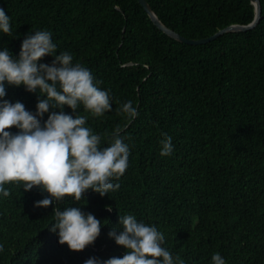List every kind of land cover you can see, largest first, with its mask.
I'll list each match as a JSON object with an SVG mask.
<instances>
[{
    "label": "trees",
    "instance_id": "obj_1",
    "mask_svg": "<svg viewBox=\"0 0 264 264\" xmlns=\"http://www.w3.org/2000/svg\"><path fill=\"white\" fill-rule=\"evenodd\" d=\"M148 1L164 23L188 38L247 24L255 16L250 0ZM261 3L256 28L193 45L159 29L139 0H0L13 34H0V48L15 55L26 35L51 31L57 54L71 53L113 100L112 111L103 116L92 117L82 108L77 114L101 135L102 146L111 142L117 126L129 145L120 187L104 196L89 189L73 203L102 221L98 237L83 250H70L49 231L52 204L33 206L49 195L46 191L5 185L0 264H83L89 257H122L124 247L107 233L120 230L123 214L155 224L164 247L186 264H210L215 252L226 264H264ZM52 59L45 55L39 62ZM5 99L35 111L37 95L23 85H6ZM129 100L139 113L130 123L120 111ZM63 110L72 112L67 105ZM6 130L17 131L15 126ZM164 133L172 138L168 156L159 153ZM69 203L66 197L59 206Z\"/></svg>",
    "mask_w": 264,
    "mask_h": 264
},
{
    "label": "clouds",
    "instance_id": "obj_2",
    "mask_svg": "<svg viewBox=\"0 0 264 264\" xmlns=\"http://www.w3.org/2000/svg\"><path fill=\"white\" fill-rule=\"evenodd\" d=\"M0 34H12L10 16L3 8ZM45 55L53 57L50 63L39 62ZM100 83L90 69L74 62L71 53L57 54L49 30H34L26 35L18 54L7 47L0 48V197L9 195L5 185L10 182L24 191L33 186L46 191L49 195L34 201L33 206L53 205L49 231L56 234L58 243H66L76 251L96 240L102 221L73 203L80 202L89 189L101 196L116 191L128 167L129 145L121 135L123 127L117 126L111 142L102 146L101 135L86 126L85 116L77 114L81 108L92 117L112 111V97ZM6 85H23L26 91L35 93V111L26 110L19 100L5 99ZM65 105L71 113L63 110ZM120 111L126 114L128 123L139 114L131 100L124 102ZM10 126L17 131L6 130ZM162 135L159 153L171 155L172 138L166 133ZM66 197L71 203L60 207ZM106 207L111 211V206ZM118 226L119 231L110 230L107 235L124 247L122 257H89L83 264H186L164 247L165 237L155 224L138 220L134 214H123L119 215ZM210 264L226 261L215 252Z\"/></svg>",
    "mask_w": 264,
    "mask_h": 264
},
{
    "label": "water",
    "instance_id": "obj_3",
    "mask_svg": "<svg viewBox=\"0 0 264 264\" xmlns=\"http://www.w3.org/2000/svg\"><path fill=\"white\" fill-rule=\"evenodd\" d=\"M250 1L255 6V16H254V19L250 23H247V24L233 23L224 28L219 29L217 32H215L214 34L210 36L202 37V38H188L182 35L181 33L177 32L176 30L172 29L171 27H169L166 23H164L162 19L158 16L157 12L152 8L148 0H139V2L145 8L146 12L149 14L154 24L159 29H161L166 34H168L170 37L180 42L193 44V45L209 43L228 32H246L248 30H252L256 28V26L259 24L262 18V11H263L262 3H261V0H250Z\"/></svg>",
    "mask_w": 264,
    "mask_h": 264
}]
</instances>
